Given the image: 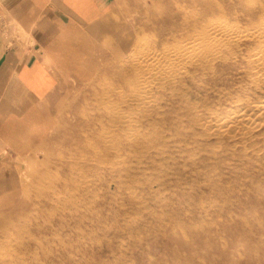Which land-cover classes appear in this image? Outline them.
<instances>
[{"label": "rangeland", "instance_id": "rangeland-1", "mask_svg": "<svg viewBox=\"0 0 264 264\" xmlns=\"http://www.w3.org/2000/svg\"><path fill=\"white\" fill-rule=\"evenodd\" d=\"M81 31L0 188V264H264V0H114Z\"/></svg>", "mask_w": 264, "mask_h": 264}, {"label": "crops", "instance_id": "crops-1", "mask_svg": "<svg viewBox=\"0 0 264 264\" xmlns=\"http://www.w3.org/2000/svg\"><path fill=\"white\" fill-rule=\"evenodd\" d=\"M113 5L114 0H0L2 190L13 187L8 178L19 142L37 126L41 106L57 90L59 50L70 35L76 39L85 26L102 23Z\"/></svg>", "mask_w": 264, "mask_h": 264}, {"label": "bare ground", "instance_id": "bare-ground-1", "mask_svg": "<svg viewBox=\"0 0 264 264\" xmlns=\"http://www.w3.org/2000/svg\"><path fill=\"white\" fill-rule=\"evenodd\" d=\"M216 4V3H215ZM219 9V8H218ZM219 11H220V9H219ZM219 14V13H218ZM197 24V23H196ZM194 25V27H197V25ZM196 30H197V28H195ZM194 30V29H193ZM188 32V31H187ZM202 33V32H201ZM188 34V33H187ZM205 35V34H204ZM209 36V35H208ZM207 36V37H208ZM223 36V35H222ZM234 36V35H233ZM236 36H237V34H236ZM210 37V36H209ZM182 38V37H181ZM211 38H213L212 40H211ZM179 39V38H178ZM182 39H184V38H182ZM240 39V38H239ZM209 40H211L212 42H210ZM209 43H211V44H213L214 45V47L215 46H221V45H227V42L226 43H223L224 42V40H227L226 38H224V40H222V37H220V38H217L216 36H214V37H210L209 38ZM237 41H238V38H237ZM190 45V44H189ZM205 47V46H204ZM203 47V48H204ZM213 47V48H214ZM209 48V47H208ZM207 49V48H206ZM210 49V48H209ZM221 49V48H220ZM211 51H212V49H211ZM221 51V50H220ZM233 53V52H232ZM186 55V54H185ZM264 56V55H263ZM252 57V56H251ZM257 57V56H256ZM257 58H259V57H257ZM256 58V59H257ZM194 59V58H193ZM255 60V59H254ZM258 60V59H257ZM253 61V60H252ZM251 61V62H252ZM259 61V60H258ZM258 63V62H257ZM256 63V64H257ZM259 65H260V62H259ZM261 65H263V64H261ZM257 68H258V65L256 66ZM258 70V69H257ZM260 70V69H259ZM260 72V71H259ZM246 82V81H245ZM255 87V86H254ZM234 99V98H233ZM245 100V99H244ZM240 101V100H239ZM239 110V109H238ZM236 112V111H235ZM223 116V115H222ZM225 116V115H224ZM218 117V116H217ZM241 118V117H240ZM235 120V119H234ZM243 120V119H242ZM241 120V121H242ZM246 120H248V119H246ZM237 123V122H236ZM240 124V123H239ZM245 126V125H244ZM220 128H222V127H220ZM246 136V135H245ZM107 141V140H106ZM109 142V141H108ZM87 163V162H86ZM88 192V191H87ZM97 223H99L100 225H103L102 224V221L101 220H98V221H96V220H92V224H94V225H96ZM166 224V223H165ZM167 226H168V224H167ZM10 232V231H9ZM143 237V236H142ZM102 249V248H101ZM73 250H75V247L74 246H71L70 248L68 247V248H65V249H63V251H59L60 253H58L57 254V259H60L61 258V256H62V260H52V262L53 263H55V264H73V262L74 261H78V262H82V261H84L82 258H81V260H71L72 258H71V255H72V252H73ZM95 251V250H94ZM99 253H100V251H99ZM19 254V253H18ZM95 254V253H94ZM98 254V253H97ZM66 259V260H65ZM122 263V262H121ZM9 264V263H8ZM78 264V263H77ZM86 264V263H85Z\"/></svg>", "mask_w": 264, "mask_h": 264}]
</instances>
